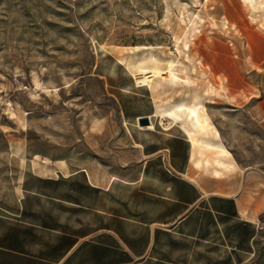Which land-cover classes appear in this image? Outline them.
<instances>
[{
    "label": "rangeland",
    "instance_id": "1",
    "mask_svg": "<svg viewBox=\"0 0 264 264\" xmlns=\"http://www.w3.org/2000/svg\"><path fill=\"white\" fill-rule=\"evenodd\" d=\"M148 53L182 80L137 85ZM195 95L230 152L218 176L264 172V0H0V207L27 169L128 170L127 116L186 135L156 104ZM212 154L197 172L213 174Z\"/></svg>",
    "mask_w": 264,
    "mask_h": 264
},
{
    "label": "crops",
    "instance_id": "2",
    "mask_svg": "<svg viewBox=\"0 0 264 264\" xmlns=\"http://www.w3.org/2000/svg\"><path fill=\"white\" fill-rule=\"evenodd\" d=\"M142 116L151 115L127 116L126 171L22 173L15 202L0 207V264H249L262 257L264 172H197L187 135L151 119L152 127L140 126Z\"/></svg>",
    "mask_w": 264,
    "mask_h": 264
},
{
    "label": "bare ground",
    "instance_id": "3",
    "mask_svg": "<svg viewBox=\"0 0 264 264\" xmlns=\"http://www.w3.org/2000/svg\"><path fill=\"white\" fill-rule=\"evenodd\" d=\"M184 45L185 47L187 46L186 43H184ZM177 63L178 61L175 60V58L161 59L152 53H148L147 55L145 54L141 59L140 64L137 66L138 71L142 75L141 77L135 79V83L137 85H146L153 88H155L157 84H160L162 80L167 81L170 84H177L182 80L177 72ZM183 63L185 62L183 61ZM163 69L168 73V76H166L167 78H163L161 75L163 73ZM154 78L159 79L156 82L157 84L155 86H152L151 83ZM184 81L187 83L190 82L189 79H185ZM197 98L198 96L195 95L191 103L180 101L178 103L170 104V102H167L166 100V103L164 104H156V113H159L161 116H169L173 121H180L182 129L186 133L192 145L191 156L195 167H198L200 165L201 159L203 160V165H208L209 158H202V151L206 150L215 154H212L214 155L212 161L215 165V167L212 169V172L217 176L221 173L219 167L223 169L232 167L231 162L226 160L228 157H230V152L225 147L223 142L219 139L218 132L213 128V124L208 121V118L204 112L203 104L201 103V101H198ZM146 127H152V124H149ZM207 134H211L213 138H207Z\"/></svg>",
    "mask_w": 264,
    "mask_h": 264
},
{
    "label": "water",
    "instance_id": "4",
    "mask_svg": "<svg viewBox=\"0 0 264 264\" xmlns=\"http://www.w3.org/2000/svg\"><path fill=\"white\" fill-rule=\"evenodd\" d=\"M140 126H147L150 124V119L147 116H142L137 119Z\"/></svg>",
    "mask_w": 264,
    "mask_h": 264
}]
</instances>
